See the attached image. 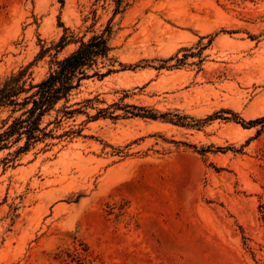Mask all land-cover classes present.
<instances>
[{
  "label": "rangeland",
  "instance_id": "374dc122",
  "mask_svg": "<svg viewBox=\"0 0 264 264\" xmlns=\"http://www.w3.org/2000/svg\"><path fill=\"white\" fill-rule=\"evenodd\" d=\"M102 32L114 71L68 104L120 116L0 150V264H264V0H0V86Z\"/></svg>",
  "mask_w": 264,
  "mask_h": 264
},
{
  "label": "trees",
  "instance_id": "16d2710c",
  "mask_svg": "<svg viewBox=\"0 0 264 264\" xmlns=\"http://www.w3.org/2000/svg\"><path fill=\"white\" fill-rule=\"evenodd\" d=\"M66 43L67 35L65 34L57 42L56 47L63 48ZM110 50L104 32L93 34L86 40L80 39L78 46L70 54L61 59H55V66L35 84L25 87V81L22 80L24 71L5 79L0 86V106H11L12 112L20 111V113L13 117L3 130L0 129V150L6 148L9 143H16L23 139V144L15 150V153L18 154L29 150L30 147L40 142H43L44 146L51 144L48 139L61 140L80 135L81 129L69 128L61 133H55V127L49 128V125L53 123L58 127L64 119L74 120L75 116L80 113L85 114L91 120L106 117V115L111 118L120 116V114L114 113L115 110L109 111L108 107L98 108L96 113L89 114L83 108L88 107L92 98L68 104L72 91L80 86L82 80L94 76L103 78L114 71L113 66L116 60L110 56ZM22 93L24 96L20 98ZM78 104L81 106L74 107ZM120 107H122L124 115L130 114L151 119L165 116V113L158 115L149 108L133 104L117 105L113 108ZM51 112H54L53 119L41 125L43 118L50 116ZM230 113L237 119L238 116L234 112ZM185 117L187 116H176L174 120L169 121H175V124L181 126H188L190 124L183 120ZM7 161L8 159H5V163Z\"/></svg>",
  "mask_w": 264,
  "mask_h": 264
}]
</instances>
